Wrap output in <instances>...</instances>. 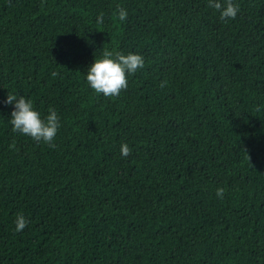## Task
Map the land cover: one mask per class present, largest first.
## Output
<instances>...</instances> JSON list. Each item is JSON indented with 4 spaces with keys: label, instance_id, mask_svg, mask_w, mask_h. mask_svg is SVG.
I'll use <instances>...</instances> for the list:
<instances>
[{
    "label": "trees",
    "instance_id": "trees-1",
    "mask_svg": "<svg viewBox=\"0 0 264 264\" xmlns=\"http://www.w3.org/2000/svg\"><path fill=\"white\" fill-rule=\"evenodd\" d=\"M234 2L0 0V264H264V0ZM103 48L144 58L117 98L86 82Z\"/></svg>",
    "mask_w": 264,
    "mask_h": 264
},
{
    "label": "clouds",
    "instance_id": "clouds-1",
    "mask_svg": "<svg viewBox=\"0 0 264 264\" xmlns=\"http://www.w3.org/2000/svg\"><path fill=\"white\" fill-rule=\"evenodd\" d=\"M208 7L215 9L220 14L221 21L235 20L240 5L234 0H208ZM114 15L120 22L127 19V10L117 5ZM104 14L100 13L97 23L102 24ZM144 67V58L139 54L129 53L127 55L120 52H113L105 48L102 49L101 58H95L93 64L86 73L88 86L97 95L105 98H117L122 91L128 88V77L135 75L136 72ZM53 77L58 73L53 72ZM164 85L161 84V87ZM14 105L11 119L8 121L12 125V132L27 136L33 141L43 142L50 147H55V140L58 130L61 127L60 118L54 109H49V114L42 118L41 114L34 109L31 100L24 96L18 97L17 94L8 93L4 102ZM15 147V144L11 146ZM121 155L127 158L132 154L131 148L125 143L120 148ZM225 189L217 188L216 195L223 198ZM28 221L22 214H17L15 225L16 231L21 232L27 226Z\"/></svg>",
    "mask_w": 264,
    "mask_h": 264
}]
</instances>
